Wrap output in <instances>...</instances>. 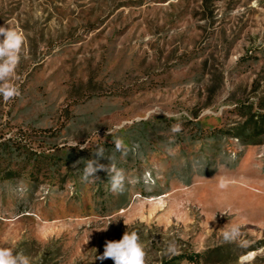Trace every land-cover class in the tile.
<instances>
[{
  "label": "rangeland",
  "instance_id": "rangeland-1",
  "mask_svg": "<svg viewBox=\"0 0 264 264\" xmlns=\"http://www.w3.org/2000/svg\"><path fill=\"white\" fill-rule=\"evenodd\" d=\"M5 23L28 58L20 96L0 98V245L32 264H113L95 259L105 241L136 230L150 264H264V0H0ZM109 132L139 146L116 154L140 180L119 195L77 164L111 153ZM227 223L248 248L222 241ZM169 239L179 255H163Z\"/></svg>",
  "mask_w": 264,
  "mask_h": 264
},
{
  "label": "clouds",
  "instance_id": "clouds-1",
  "mask_svg": "<svg viewBox=\"0 0 264 264\" xmlns=\"http://www.w3.org/2000/svg\"><path fill=\"white\" fill-rule=\"evenodd\" d=\"M255 4V0H254ZM25 36L13 27H10L7 23L4 26H0V98L4 102L15 99L20 96V90L14 83L19 79L17 74V68L22 59H27L28 54L24 49ZM162 110L150 113L153 116L154 113H159ZM164 115L168 118L167 113ZM179 120V117H175ZM183 131L181 123L177 122L170 128L172 136L167 141L165 150L170 156H175L176 150L173 147L175 144V136ZM113 135L112 143L114 144V150L111 153L106 154V149L97 145L95 150V159H87L77 161V164L82 163V173L80 176L83 183H94L100 180L97 175L98 172H105L108 176L109 190L114 195L123 194L127 187L140 180L130 177L125 169L117 166V153L120 154L121 159H126L130 153L133 155L138 154V145L130 147L127 145L123 137ZM106 159L107 164L100 163V159ZM76 165H74L75 167ZM201 161H193L194 168L205 167ZM145 185V190L151 192L153 190L155 181L150 172H146L142 177ZM231 181L226 176H221L218 181V188L226 190ZM21 193L24 191L21 186L18 189ZM226 214V213H224ZM107 228L100 229L98 231H107ZM244 225L241 223H227L221 232L222 241L225 244H235L240 248H248L250 241L246 238L244 232ZM180 254V248L176 239H169L165 241V247L163 249V255L176 256ZM95 259L100 261L111 259L113 264H150L148 259V253L145 249V245L141 240L139 233L136 230L125 231L122 238L119 240H106L104 245V251L102 255L96 256ZM250 255L246 254L241 259V264H248ZM0 264H32L30 256L24 254L23 251H17L15 247L0 245Z\"/></svg>",
  "mask_w": 264,
  "mask_h": 264
},
{
  "label": "trees",
  "instance_id": "trees-1",
  "mask_svg": "<svg viewBox=\"0 0 264 264\" xmlns=\"http://www.w3.org/2000/svg\"><path fill=\"white\" fill-rule=\"evenodd\" d=\"M259 123L264 124V115L261 116V120L257 119V120L255 121V124H259ZM200 256H201V255H196L195 257H196V258H197V257L199 258ZM188 258H189L190 260H192V261L194 260V259H193L192 257H190V256H189Z\"/></svg>",
  "mask_w": 264,
  "mask_h": 264
}]
</instances>
